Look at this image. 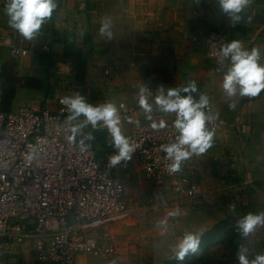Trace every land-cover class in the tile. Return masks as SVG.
<instances>
[{"label": "crops", "instance_id": "1", "mask_svg": "<svg viewBox=\"0 0 264 264\" xmlns=\"http://www.w3.org/2000/svg\"><path fill=\"white\" fill-rule=\"evenodd\" d=\"M5 1L8 0H0V37L9 35L14 44L29 52L24 57L10 58L6 49L3 51L1 89L14 82L7 111L26 105L37 109L49 105L55 109L60 103L58 96L66 97L72 91L93 105L104 100L131 102L146 81L169 87H183L195 81L194 97L207 95L217 121L212 130V146L186 161L196 168L202 186L211 190V202L173 204L166 187L145 180L135 164L116 176L121 173L118 180L124 184L126 197L145 202L140 199L143 195L158 202L156 206L163 214L160 218H167L166 228L172 230L169 239L173 246L169 245L168 251L185 232H203L223 220L236 222L248 213L264 212V90L256 97L235 98L236 108L230 109L221 89L224 72L213 71L205 44L209 30L220 25L229 42L239 40L248 50L258 48L259 63H264V0H249L242 13L244 19L235 27L220 12L216 0H57L52 17L32 40L24 39L8 25L6 8L2 6ZM113 7L132 11L140 19L147 41L139 57L122 65L109 53L103 54L97 43L102 9ZM45 46L47 50L43 49ZM112 69L124 70L121 77H115ZM125 73L131 77L132 85H124ZM46 99H51L49 104ZM160 116L166 118L167 114ZM241 122L248 124L246 132L240 131ZM120 127L124 135L127 124L121 123ZM90 131L95 139L88 141L102 160L104 153L113 149L111 136L102 125L96 130L90 126L87 132ZM248 179L251 183L244 184ZM232 204L235 211L230 208ZM176 210L178 216H168ZM241 244L254 246L255 255L264 254V226L242 239ZM87 257L80 255L77 264H87ZM232 263L238 264L237 260ZM0 264L43 263L35 260L33 247L27 246L0 257Z\"/></svg>", "mask_w": 264, "mask_h": 264}, {"label": "built area", "instance_id": "2", "mask_svg": "<svg viewBox=\"0 0 264 264\" xmlns=\"http://www.w3.org/2000/svg\"><path fill=\"white\" fill-rule=\"evenodd\" d=\"M7 3L2 6L6 8ZM228 42L222 26L209 30L206 54L215 73H222L227 67V61L220 62L218 52ZM4 49L10 58L29 53L28 49L14 44L9 35L0 37V79ZM142 84L151 92L148 99L153 103L152 120L146 119L136 99L115 103L121 123L128 127L124 136L135 151L130 161L114 167L109 165L114 148L99 160L92 146L81 150V141L90 144L85 135H78L74 141L68 139L70 133L65 124L69 113L61 103L65 96H58L60 103L55 109L49 105L42 109L26 105L4 111L0 85V257L32 246L35 260L43 264H77L80 255L94 256L104 264H116L120 244L112 229L124 221L144 219L148 210L144 202L126 197L124 184L116 178L134 164L145 180L166 187L173 204L211 202L212 192L202 186L196 168L184 161L181 171L169 173L170 161L160 150V145L175 139V114L162 118L155 110L153 98L159 85L170 87L162 82ZM74 94L77 92L72 91L68 96ZM50 100L46 99L47 104ZM212 110L210 104L205 109L210 131L217 126ZM160 120L166 122V127L153 129L151 123ZM239 124L241 132L248 130L247 123ZM89 127L83 130L84 134ZM248 183L250 179L244 181ZM244 245L252 258L256 248Z\"/></svg>", "mask_w": 264, "mask_h": 264}, {"label": "clouds", "instance_id": "3", "mask_svg": "<svg viewBox=\"0 0 264 264\" xmlns=\"http://www.w3.org/2000/svg\"><path fill=\"white\" fill-rule=\"evenodd\" d=\"M216 3L220 12L228 17L230 26L235 27L244 19L242 13L248 6L249 0H216ZM56 8L57 0H8L5 14L8 17V25L12 29L24 39L32 40L38 35L41 26L52 17ZM111 26V18H103L99 27L100 35L107 36L110 40L112 38ZM218 57L222 64L227 61L221 89L229 102L230 109L236 108L238 100L235 98L256 97L264 90V63H259L261 52L258 48L248 50L239 40H232L221 46ZM196 92L195 81H189L183 87L167 89L159 85L153 98L156 111L163 114H175L173 122L175 139L171 143L160 145V150L170 161L167 166L169 173L181 171L184 161L193 155L204 154L212 146L213 133L206 126L209 116L205 112L209 99L205 94H200L198 99L195 98L193 94ZM148 95H151L150 90L141 84L135 94V99L138 108L143 110L146 119L151 121L153 103L149 102ZM61 103L69 113L65 127L70 133L68 137L70 141H74L78 135L82 134L87 140L92 141L95 139L92 132L84 134L83 130L89 126L96 130L98 125H102L108 130L112 147L115 149V154L109 159V165L114 167L121 162L126 164L132 159L135 149L129 138L121 132L120 115L114 102L107 101L93 105L87 102L83 95L77 93L64 97ZM81 117L83 119H80ZM73 121L77 122L73 123ZM151 127L163 129L166 127V122L164 120L158 123L153 121ZM79 146L82 151L91 147L90 144L85 145L83 141ZM31 158L29 156V159ZM230 208L235 211L234 204ZM178 215L179 210L168 213L170 217ZM163 223L167 225V218ZM259 226H264V212L248 213L239 218L235 224L242 239L253 235ZM202 236V232H185L174 244V258L183 261L188 254L197 253ZM247 252V247L241 244L236 256L238 264H264V254L249 258Z\"/></svg>", "mask_w": 264, "mask_h": 264}, {"label": "rangeland", "instance_id": "4", "mask_svg": "<svg viewBox=\"0 0 264 264\" xmlns=\"http://www.w3.org/2000/svg\"><path fill=\"white\" fill-rule=\"evenodd\" d=\"M102 17H110L112 26V38L102 37L99 33L98 45L103 54H110L119 65L125 61L139 57L141 50L145 49L143 31L140 28V19L133 16V12L125 9L107 8L102 9ZM101 25V23H99ZM100 27V26H99ZM98 27V28H99ZM124 69H112V75L121 77ZM124 85H132L129 74H124ZM127 90V87H122ZM132 92V90H131ZM94 148H97V146ZM121 178V173L117 179ZM121 180V179H120ZM140 199L148 206L146 217L140 221H124L118 227L112 229L116 242L120 244V253L116 264H162L167 258L175 254L174 248L168 251L170 243L171 228H166L160 218L163 214L156 206V200L141 195ZM159 223V226H158ZM214 251L221 255L223 248L214 246ZM170 252V253H169ZM169 253V254H167ZM103 260L88 255L87 264H104Z\"/></svg>", "mask_w": 264, "mask_h": 264}, {"label": "trees", "instance_id": "5", "mask_svg": "<svg viewBox=\"0 0 264 264\" xmlns=\"http://www.w3.org/2000/svg\"><path fill=\"white\" fill-rule=\"evenodd\" d=\"M14 93V82L7 88L2 87L1 109H8ZM236 222L223 220L216 223L210 229L204 230L200 249L195 254H188L183 261H178L174 255L163 261L162 264H233L236 261L238 247L242 238L235 228ZM221 246L223 253L218 255L213 247Z\"/></svg>", "mask_w": 264, "mask_h": 264}]
</instances>
